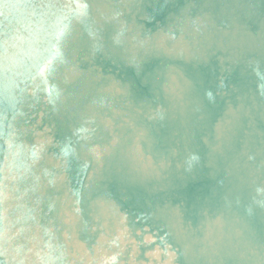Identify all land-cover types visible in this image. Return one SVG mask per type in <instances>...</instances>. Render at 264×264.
I'll return each mask as SVG.
<instances>
[{
  "label": "water",
  "instance_id": "water-1",
  "mask_svg": "<svg viewBox=\"0 0 264 264\" xmlns=\"http://www.w3.org/2000/svg\"><path fill=\"white\" fill-rule=\"evenodd\" d=\"M0 264H264V0H0Z\"/></svg>",
  "mask_w": 264,
  "mask_h": 264
}]
</instances>
